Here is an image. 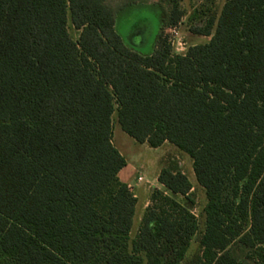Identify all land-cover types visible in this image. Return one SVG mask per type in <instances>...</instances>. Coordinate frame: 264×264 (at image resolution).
<instances>
[{
	"label": "trees",
	"instance_id": "16d2710c",
	"mask_svg": "<svg viewBox=\"0 0 264 264\" xmlns=\"http://www.w3.org/2000/svg\"><path fill=\"white\" fill-rule=\"evenodd\" d=\"M183 15L165 12L144 54L107 0H0V264L186 258L199 223L177 160L131 237L138 197L119 176L114 114L137 141L192 158L207 204L186 264H247L235 242L264 264V0H206L190 29L210 39L179 53L163 30Z\"/></svg>",
	"mask_w": 264,
	"mask_h": 264
},
{
	"label": "rangeland",
	"instance_id": "374dc122",
	"mask_svg": "<svg viewBox=\"0 0 264 264\" xmlns=\"http://www.w3.org/2000/svg\"><path fill=\"white\" fill-rule=\"evenodd\" d=\"M205 2L206 0H134L133 3L128 4L127 0H107V3L117 11V31L129 46L144 54L151 53L154 50L161 25L163 24V15L165 12H170L175 5L184 11V15L176 25L178 34L176 35L172 30L173 26H165L163 30L164 36L173 39V50L184 53L191 45L207 42L210 36L195 34L190 29V14L196 7ZM223 2L224 0H216L218 10ZM137 29H144V39L141 31H137ZM68 30L74 39L78 38L80 31L72 25L70 18L68 19ZM180 40L185 43L184 51H177V47L180 49L178 44ZM113 123L114 144L127 161V165L122 169L120 177H125L129 173L132 175L131 188L134 193H137L135 182L142 183L145 188V193H140L131 231L132 238H135L138 232L137 227L141 222L139 216L141 211H143L142 207L145 198L149 196V193H152L154 188L165 189L164 185L157 179L163 165L167 164L171 159L177 160L192 182V192L195 198L193 212L197 217L199 230L190 243L186 258L180 262V264H186L195 253L201 250L198 237L204 229V208L207 204L206 192L196 179L192 158L173 143L151 147L147 142L137 141L121 128L117 122L116 114L113 115ZM140 174L143 179L139 181L137 178ZM231 247L239 259L246 261L247 264H257L253 259L247 257L248 248L238 242L233 243Z\"/></svg>",
	"mask_w": 264,
	"mask_h": 264
},
{
	"label": "crops",
	"instance_id": "0c3cea01",
	"mask_svg": "<svg viewBox=\"0 0 264 264\" xmlns=\"http://www.w3.org/2000/svg\"><path fill=\"white\" fill-rule=\"evenodd\" d=\"M166 143H170V142H168V141H166V142H164L162 145H165ZM122 171V170H121ZM121 171H120V173H119V176H121ZM121 178V177H120ZM123 181H125V182H127L130 186H131V182L133 181V177H132V175L129 173V174H127V175H125V177H122L121 178ZM135 189H136V191H137V193L135 192V194L137 195V197H138V202H137V205H136V212H137V206H138V203H139V197H140V193H145V188L142 186V183H140V182H135ZM150 197H151V193H149V196L147 197V198H145V200H144V203H143V207H142V209H143V211H141V213H140V216H139V220H141V218H142V216H143V213H144V211H145V208L150 204V202H151V199H150ZM136 212H135V215H136ZM134 219H135V216H134ZM139 228V225H138V227H137V229Z\"/></svg>",
	"mask_w": 264,
	"mask_h": 264
},
{
	"label": "built area",
	"instance_id": "2783aa9c",
	"mask_svg": "<svg viewBox=\"0 0 264 264\" xmlns=\"http://www.w3.org/2000/svg\"><path fill=\"white\" fill-rule=\"evenodd\" d=\"M177 29V27H176V25L175 26H173V28H172V30L176 33V35L178 34V31L176 30ZM168 40L172 43V45L174 44V41H173V39H171L170 37L168 38ZM178 44H179V46H180V49L177 47V51H184V45H185V43L183 42V41H179L178 42ZM179 53H181V52H179ZM139 181L140 180H142L143 179V177H142V175L140 174L139 176H138V178H137Z\"/></svg>",
	"mask_w": 264,
	"mask_h": 264
}]
</instances>
